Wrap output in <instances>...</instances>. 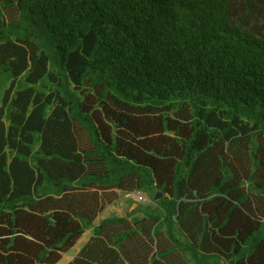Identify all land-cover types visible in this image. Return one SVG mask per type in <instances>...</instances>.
<instances>
[{
	"label": "trees",
	"instance_id": "trees-1",
	"mask_svg": "<svg viewBox=\"0 0 264 264\" xmlns=\"http://www.w3.org/2000/svg\"><path fill=\"white\" fill-rule=\"evenodd\" d=\"M87 229L65 264H264V0H0V264Z\"/></svg>",
	"mask_w": 264,
	"mask_h": 264
},
{
	"label": "rangeland",
	"instance_id": "rangeland-1",
	"mask_svg": "<svg viewBox=\"0 0 264 264\" xmlns=\"http://www.w3.org/2000/svg\"><path fill=\"white\" fill-rule=\"evenodd\" d=\"M147 201L148 198L142 192L120 195L115 202L105 206L95 221L110 215H124L125 212L129 211L133 206L136 205V203H146ZM89 236L90 230L87 229L78 239L75 245L69 251L62 254L61 259L56 264H65L67 261H69L75 255L76 250H79V248L82 246V243H84L89 238Z\"/></svg>",
	"mask_w": 264,
	"mask_h": 264
},
{
	"label": "water",
	"instance_id": "water-1",
	"mask_svg": "<svg viewBox=\"0 0 264 264\" xmlns=\"http://www.w3.org/2000/svg\"><path fill=\"white\" fill-rule=\"evenodd\" d=\"M158 196H160V193L157 192V193L155 194L154 198L156 199V198H158Z\"/></svg>",
	"mask_w": 264,
	"mask_h": 264
},
{
	"label": "crops",
	"instance_id": "crops-1",
	"mask_svg": "<svg viewBox=\"0 0 264 264\" xmlns=\"http://www.w3.org/2000/svg\"><path fill=\"white\" fill-rule=\"evenodd\" d=\"M82 244H84V243H82ZM78 250H76V252H77ZM76 254V253H75Z\"/></svg>",
	"mask_w": 264,
	"mask_h": 264
}]
</instances>
